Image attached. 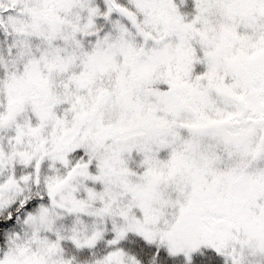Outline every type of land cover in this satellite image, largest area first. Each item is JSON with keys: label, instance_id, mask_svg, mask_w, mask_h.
<instances>
[{"label": "snow or ice", "instance_id": "obj_1", "mask_svg": "<svg viewBox=\"0 0 264 264\" xmlns=\"http://www.w3.org/2000/svg\"><path fill=\"white\" fill-rule=\"evenodd\" d=\"M0 264H264V0H0Z\"/></svg>", "mask_w": 264, "mask_h": 264}]
</instances>
